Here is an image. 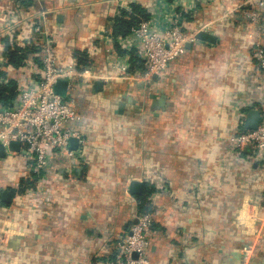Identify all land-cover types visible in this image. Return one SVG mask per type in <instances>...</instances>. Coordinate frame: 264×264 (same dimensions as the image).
<instances>
[{
    "label": "crops",
    "instance_id": "crops-1",
    "mask_svg": "<svg viewBox=\"0 0 264 264\" xmlns=\"http://www.w3.org/2000/svg\"><path fill=\"white\" fill-rule=\"evenodd\" d=\"M170 2L0 0V65L5 36L24 50L35 48L29 22L44 21L61 65L77 62L79 51L105 78L95 80L102 82L98 92L93 82L75 91L82 116L75 127L86 144L81 165L69 167L71 177L65 163L38 189L18 154L0 158V195L11 194L0 205V264H105L145 205L141 195L153 219L148 264H264V227L258 239L237 219L246 198L264 206V173L228 142L236 128L243 130L248 110H264V71L254 70L237 10L243 0H194L181 25L201 27L215 42L190 43L161 75L134 82L128 78L145 66L121 49L113 19L130 3L146 12ZM31 57L8 67L18 86L40 79V63ZM116 57L123 74L113 68ZM132 180L143 183L141 195L128 194Z\"/></svg>",
    "mask_w": 264,
    "mask_h": 264
},
{
    "label": "built area",
    "instance_id": "built-area-1",
    "mask_svg": "<svg viewBox=\"0 0 264 264\" xmlns=\"http://www.w3.org/2000/svg\"><path fill=\"white\" fill-rule=\"evenodd\" d=\"M193 3L194 0H171L168 4L157 5L155 10H146L147 17L139 18L126 36L118 37L117 43L124 53L132 54L145 66L140 76L128 79L138 82L161 75L171 62L185 54L187 44L197 41L195 36L204 31L203 28L190 30L181 25V13L192 11ZM237 10L243 19L245 35L251 41L250 57L254 70L264 71V0H243ZM8 26L11 24H6ZM32 32L35 36L33 46L38 51L40 79L33 84L18 86L14 107L0 109V144L6 154L10 153L7 150L10 141L19 143V151L12 153L25 161L28 179L40 189L52 169L66 163L68 166L64 172L71 177L69 167L81 165L86 138L75 127L82 118L75 109V91L81 85L88 87L95 80L105 78L93 67H77L75 60L61 65L44 21L33 26ZM112 61L113 68H119L121 74L117 57ZM58 80L66 81L64 97L54 91ZM70 138L78 141L77 148L72 151L67 149ZM228 142L234 150L248 153V166L255 163L264 173V110L260 109V123L255 130L236 128ZM263 207L246 198L237 218L245 228L251 227L258 239L264 227ZM152 223L150 213L138 214L127 234L114 245V254L105 264H148L146 255ZM3 239L1 236L0 241ZM251 250L250 245L242 248L245 263Z\"/></svg>",
    "mask_w": 264,
    "mask_h": 264
},
{
    "label": "trees",
    "instance_id": "trees-1",
    "mask_svg": "<svg viewBox=\"0 0 264 264\" xmlns=\"http://www.w3.org/2000/svg\"><path fill=\"white\" fill-rule=\"evenodd\" d=\"M128 10H119L118 14L114 17L112 23V35L113 37H124L128 34L130 28L138 21L139 18H146L147 14L142 4L130 3ZM8 36V37H7ZM5 36L3 39L5 50V63L0 65V109H12L17 97L18 83L15 79H9L7 77L8 67L17 69L20 67L23 61L26 60L27 54L32 55L31 59H38L36 48L26 47L28 49H22L19 45L13 44L12 37L10 35ZM118 50L119 47L117 46ZM77 67L83 68L88 65V60L84 53L76 51ZM36 62L39 61L35 60ZM131 61L136 62V58L132 56ZM243 131H245L243 129ZM15 195V191L12 192ZM146 195L138 197L140 202H144L145 205H141L139 214L149 213L150 206L145 201ZM143 203V204H144ZM0 205L4 206L5 203L0 201Z\"/></svg>",
    "mask_w": 264,
    "mask_h": 264
},
{
    "label": "water",
    "instance_id": "water-1",
    "mask_svg": "<svg viewBox=\"0 0 264 264\" xmlns=\"http://www.w3.org/2000/svg\"><path fill=\"white\" fill-rule=\"evenodd\" d=\"M195 39L201 42L206 43H214L215 42V36L212 34H209L207 32L199 31ZM188 47V44L186 45V48ZM102 82L101 81H94L92 84L93 92H98L101 90ZM54 91L61 97L65 96L66 93V81L64 80H58L56 81L54 85ZM156 104V102H154ZM160 103V102H159ZM124 107V104L118 103L117 105V114L122 113V109ZM260 123V112L257 109H250L246 112L244 121H243V129L244 130H255ZM77 139L76 138H70L67 143V149L69 151L75 150L77 148ZM7 150L9 152H18L19 151V143L10 141L7 146ZM5 156V148L2 144H0V158H3ZM143 192V183L140 181L132 180L128 184V194L130 196H139ZM11 200V194L9 192H3L0 195V201L3 203H9ZM101 264V263H98Z\"/></svg>",
    "mask_w": 264,
    "mask_h": 264
},
{
    "label": "rangeland",
    "instance_id": "rangeland-1",
    "mask_svg": "<svg viewBox=\"0 0 264 264\" xmlns=\"http://www.w3.org/2000/svg\"><path fill=\"white\" fill-rule=\"evenodd\" d=\"M33 19V18H32ZM34 20V19H33ZM13 25V24H12ZM12 25L11 26H8V27H12ZM35 25H38V24H36V23H33V22H29V29H30V31L33 29V26H35ZM24 26H25V24H24ZM17 27H19V25L17 26ZM25 28V27H24ZM13 32H15V30L13 29L12 30ZM35 37V36H34Z\"/></svg>",
    "mask_w": 264,
    "mask_h": 264
}]
</instances>
